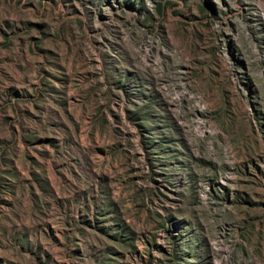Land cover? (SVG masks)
<instances>
[{"label":"rangeland","instance_id":"1","mask_svg":"<svg viewBox=\"0 0 264 264\" xmlns=\"http://www.w3.org/2000/svg\"><path fill=\"white\" fill-rule=\"evenodd\" d=\"M0 264H264V0H0Z\"/></svg>","mask_w":264,"mask_h":264}]
</instances>
